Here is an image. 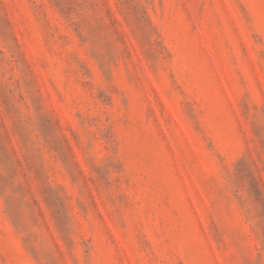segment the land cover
I'll return each mask as SVG.
<instances>
[{
  "label": "rangeland",
  "instance_id": "obj_1",
  "mask_svg": "<svg viewBox=\"0 0 264 264\" xmlns=\"http://www.w3.org/2000/svg\"><path fill=\"white\" fill-rule=\"evenodd\" d=\"M0 264H264V0H0Z\"/></svg>",
  "mask_w": 264,
  "mask_h": 264
}]
</instances>
